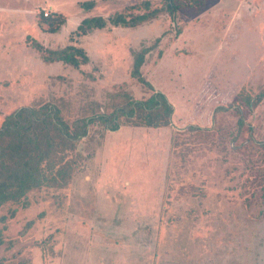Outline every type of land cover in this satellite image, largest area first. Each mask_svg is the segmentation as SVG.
Returning <instances> with one entry per match:
<instances>
[{
	"label": "rangeland",
	"instance_id": "rangeland-1",
	"mask_svg": "<svg viewBox=\"0 0 264 264\" xmlns=\"http://www.w3.org/2000/svg\"><path fill=\"white\" fill-rule=\"evenodd\" d=\"M87 1L92 8L80 6ZM178 1L171 18L161 0H0V126L23 107L47 104L71 123L108 114L126 96L148 99L131 68L134 54L158 39L141 73L173 107L167 128L90 124L65 188L32 191L26 208L0 209L5 263L264 264V163L244 149L246 131L235 141L229 133L232 102L245 90L263 95L246 122L264 140V0ZM151 11L157 15L132 28L76 31L89 17ZM44 13L65 23L51 34ZM33 42L50 50L75 44L88 62L48 61ZM218 106L228 109L214 117ZM189 125L219 132L180 135L171 149L173 132Z\"/></svg>",
	"mask_w": 264,
	"mask_h": 264
},
{
	"label": "trees",
	"instance_id": "trees-1",
	"mask_svg": "<svg viewBox=\"0 0 264 264\" xmlns=\"http://www.w3.org/2000/svg\"><path fill=\"white\" fill-rule=\"evenodd\" d=\"M161 1L165 4V10L171 18L184 4L178 0ZM194 3H196L195 0ZM92 5L93 2L90 1L80 4L85 9L92 8ZM156 11L129 18L119 13L108 21L101 17H89L80 22L76 31L86 33L87 29H102L107 23L132 28L156 16ZM47 15L48 17H42V19L45 21L47 31L51 34L58 31L65 23V18L61 15H56L55 18ZM158 41L159 39L148 48H142L134 54L133 58L131 77L151 91L150 97L144 101H136L126 96L123 105L108 114L79 118L71 123L62 119L58 108L47 104L38 108H19L3 118L0 126V209L8 203L19 204L20 202L23 208H26L25 198L32 191L65 188L73 178L80 157L77 144L86 137L90 124L97 122L104 130L111 132L117 131L124 125L148 129L167 128L171 125L172 105L162 93L156 92L153 86L145 81L141 73L146 54L156 47ZM33 46L48 61H61L74 68H79L88 62L85 52L75 44H69L57 50L45 49L37 42H33ZM262 99V94L252 96L245 90L238 93L231 105L237 116L236 130L229 133L235 141L238 135L246 131L247 136L242 141L244 149L251 148L257 151L260 155L259 161L264 163V140L256 141L251 134L252 127L246 122L247 118L254 114ZM226 109L228 108L216 107L213 116L227 111ZM217 132L219 131L216 127L202 129L189 125L185 130L173 132L170 146L173 149L179 145L180 135L214 137L213 134L217 136ZM262 171L260 173L264 181V170ZM14 215L15 211H11L9 218H13ZM6 220V216L0 217L1 223L4 224ZM3 244L4 241L0 235V246ZM12 245V241H8L7 247ZM0 264L7 263L0 259ZM17 264L26 263L22 261Z\"/></svg>",
	"mask_w": 264,
	"mask_h": 264
},
{
	"label": "built area",
	"instance_id": "built-area-1",
	"mask_svg": "<svg viewBox=\"0 0 264 264\" xmlns=\"http://www.w3.org/2000/svg\"><path fill=\"white\" fill-rule=\"evenodd\" d=\"M43 17H48L47 13H44V14H43Z\"/></svg>",
	"mask_w": 264,
	"mask_h": 264
}]
</instances>
